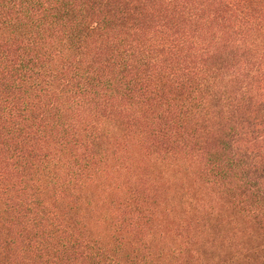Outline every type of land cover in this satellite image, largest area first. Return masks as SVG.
I'll use <instances>...</instances> for the list:
<instances>
[{"label": "trees", "instance_id": "obj_1", "mask_svg": "<svg viewBox=\"0 0 264 264\" xmlns=\"http://www.w3.org/2000/svg\"><path fill=\"white\" fill-rule=\"evenodd\" d=\"M0 264H264V0H0Z\"/></svg>", "mask_w": 264, "mask_h": 264}]
</instances>
